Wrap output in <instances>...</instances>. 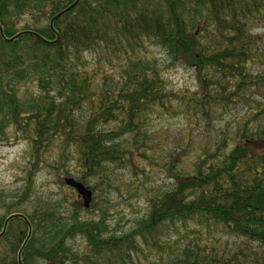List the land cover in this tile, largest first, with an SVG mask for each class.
<instances>
[{
	"label": "trees",
	"instance_id": "1",
	"mask_svg": "<svg viewBox=\"0 0 264 264\" xmlns=\"http://www.w3.org/2000/svg\"><path fill=\"white\" fill-rule=\"evenodd\" d=\"M77 1L0 0V138L23 134L34 168L51 151L75 161L97 215L81 218V200L65 219L49 204L15 212L31 236L22 217L0 220V264H264V0H80L52 29ZM27 18L47 24L18 30ZM150 46L193 70L197 89L175 91ZM161 112L198 136L164 147ZM123 174L148 208L119 235L98 192L127 184ZM154 174L165 184L148 187ZM75 236L83 252L67 247Z\"/></svg>",
	"mask_w": 264,
	"mask_h": 264
},
{
	"label": "rangeland",
	"instance_id": "2",
	"mask_svg": "<svg viewBox=\"0 0 264 264\" xmlns=\"http://www.w3.org/2000/svg\"><path fill=\"white\" fill-rule=\"evenodd\" d=\"M47 24L46 20L35 22L33 19H24L18 25V30L26 27L42 28ZM254 34L264 36V25L257 27ZM264 46V43H263ZM150 52L158 60V64L163 68H168L169 84L175 91L197 89L196 76L193 70L185 69L179 66H170V59L161 49L150 46ZM258 69V65L255 66ZM242 114L244 112H241ZM236 112L227 114L226 118H235ZM240 117L241 114H238ZM153 127L158 134V138L164 147L167 144L175 142L180 136L187 133H192L193 137L198 136V130H192L189 127V121L184 118L181 113H167L161 112L154 116ZM26 137L18 133L14 127H8L4 131V135L0 138V220H3L10 215L16 214L15 212L35 216L36 209L41 205H54L57 210L62 214V218H70L74 212L75 204L78 200L77 192L65 184V179L73 178L80 182V179L75 175V169H71L76 165L75 161L60 162L59 155L56 151H51L41 157L38 167L34 168L33 164L36 162L33 158V153L30 145L26 143ZM45 162L48 166H41ZM42 167V168H41ZM38 168V169H37ZM41 168V169H40ZM72 170V171H70ZM123 179L127 180L125 187L121 181L117 183L118 189L111 188L108 192H98L100 196L98 201L107 207L109 210V224L112 233L123 234L129 232L136 222L140 220L146 213L148 205L146 203L147 196L141 192L135 193L134 188L129 187V175L123 174ZM160 182L164 185L166 179L163 175L150 179L148 187L152 183ZM89 187V185H87ZM29 189L30 197L20 198L23 192ZM107 191V188L104 187ZM94 198V195H93ZM82 201V208L85 210L81 212V218H92L97 215V212L92 210V207L85 209L84 202ZM93 203V202H92ZM80 208V207H79ZM87 210V211H86ZM20 213V212H19ZM20 213V214H21ZM23 229L20 225L17 230ZM172 232L169 231L162 238L165 244H168L172 237ZM35 245L39 246L41 240H44L42 231L39 233L35 231ZM3 245H7L3 242ZM68 248L74 251L83 252L86 243L81 236L72 237L67 244ZM33 256L36 254V249L32 247ZM149 262L143 260V264H155L156 257L152 254L148 257ZM28 264H51L44 260L34 257Z\"/></svg>",
	"mask_w": 264,
	"mask_h": 264
},
{
	"label": "water",
	"instance_id": "3",
	"mask_svg": "<svg viewBox=\"0 0 264 264\" xmlns=\"http://www.w3.org/2000/svg\"><path fill=\"white\" fill-rule=\"evenodd\" d=\"M80 0H78L76 3H74L70 8L66 9L65 11L59 13L52 21H51V28L53 29V23L55 20L59 19L61 16H63L65 13L69 12L70 10H72L73 8H75L77 6V4L79 3ZM0 30L2 32V28L0 27ZM30 32H23V33H20L18 35H16L15 37L11 38V39H7L8 41H13L14 39L16 38H19L20 36H22L23 34H29ZM3 34V32H2ZM59 40V38H58ZM65 184L67 186H69L70 188H73L78 196L83 200L84 202V208L85 209H89L90 206H91V203H92V200H93V192L92 190H90L89 188L85 187L82 183L74 180L73 178H68V179H65ZM16 217H22L25 222L27 223V225L29 226V234H28V238H30L31 236V232H32V228H31V224L29 223V221L27 220L26 217L22 216V215H12L8 218L7 222L10 221L11 219L13 218H16ZM7 225V223H6ZM6 225H5V228H6ZM2 234H0L1 236ZM18 261H19V264H23L22 263V259H21V254L18 255Z\"/></svg>",
	"mask_w": 264,
	"mask_h": 264
}]
</instances>
